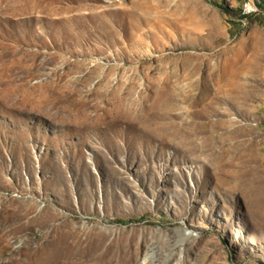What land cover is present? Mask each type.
<instances>
[{
  "label": "rangeland",
  "instance_id": "obj_1",
  "mask_svg": "<svg viewBox=\"0 0 264 264\" xmlns=\"http://www.w3.org/2000/svg\"><path fill=\"white\" fill-rule=\"evenodd\" d=\"M0 264H264V0H0Z\"/></svg>",
  "mask_w": 264,
  "mask_h": 264
},
{
  "label": "built area",
  "instance_id": "obj_2",
  "mask_svg": "<svg viewBox=\"0 0 264 264\" xmlns=\"http://www.w3.org/2000/svg\"><path fill=\"white\" fill-rule=\"evenodd\" d=\"M257 12H258V7H256L253 1H249L244 4V14L246 16H253L257 14Z\"/></svg>",
  "mask_w": 264,
  "mask_h": 264
},
{
  "label": "trees",
  "instance_id": "obj_3",
  "mask_svg": "<svg viewBox=\"0 0 264 264\" xmlns=\"http://www.w3.org/2000/svg\"><path fill=\"white\" fill-rule=\"evenodd\" d=\"M217 4H218V6H219L222 10L226 11L227 13H230L229 9L226 8L224 5H221V4H219V3H217ZM253 16H255V15H253ZM253 16H246V15H244V17H242V19L252 20Z\"/></svg>",
  "mask_w": 264,
  "mask_h": 264
}]
</instances>
